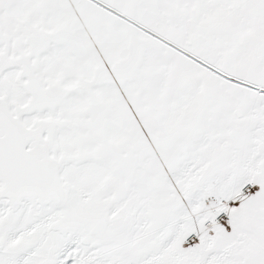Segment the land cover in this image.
Wrapping results in <instances>:
<instances>
[{
    "label": "snow or ice",
    "instance_id": "snow-or-ice-1",
    "mask_svg": "<svg viewBox=\"0 0 264 264\" xmlns=\"http://www.w3.org/2000/svg\"><path fill=\"white\" fill-rule=\"evenodd\" d=\"M0 264H264V0H0Z\"/></svg>",
    "mask_w": 264,
    "mask_h": 264
}]
</instances>
